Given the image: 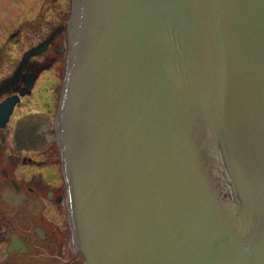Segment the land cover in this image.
Listing matches in <instances>:
<instances>
[{
  "label": "water",
  "instance_id": "95a60500",
  "mask_svg": "<svg viewBox=\"0 0 264 264\" xmlns=\"http://www.w3.org/2000/svg\"><path fill=\"white\" fill-rule=\"evenodd\" d=\"M67 38L14 142L57 134L84 264H264V0H71Z\"/></svg>",
  "mask_w": 264,
  "mask_h": 264
},
{
  "label": "flooded vegetation",
  "instance_id": "af4514ba",
  "mask_svg": "<svg viewBox=\"0 0 264 264\" xmlns=\"http://www.w3.org/2000/svg\"><path fill=\"white\" fill-rule=\"evenodd\" d=\"M67 2L68 15L62 44L56 42L57 34L53 38L48 36L50 30L40 33L38 36L46 39L45 44L34 50L37 55L32 56V50L25 52L21 61H17L7 47L0 44V68L6 61L11 64L19 62L9 81L13 91L0 98V103L8 96L19 95L28 76L32 81L31 89L20 95L8 122L0 127V264H84L82 254L72 244L68 191L56 133L46 146L39 149H19L14 142L17 120L27 114H47L55 128L68 54L66 27L71 0ZM15 36H20V41L26 39L30 45L33 43L28 30L18 28L9 35L10 38ZM45 67L57 69L49 71L53 76L38 89L34 98L36 107H32L31 94ZM29 68V72L41 70L35 76L34 73H26Z\"/></svg>",
  "mask_w": 264,
  "mask_h": 264
},
{
  "label": "rangeland",
  "instance_id": "374dc122",
  "mask_svg": "<svg viewBox=\"0 0 264 264\" xmlns=\"http://www.w3.org/2000/svg\"><path fill=\"white\" fill-rule=\"evenodd\" d=\"M67 9V0H0V44H4L7 47V51L10 52L17 61H21L24 53L31 50L33 52L32 56L37 55V53H34V50L42 48L46 40L40 39V36H38L40 33H45L50 30L48 36L53 38L55 34H57L58 36H56V38H58V40L56 42L62 44L64 41V25L68 15ZM18 28L23 31H29L33 42L32 45H30L29 41L24 38L20 41V36H15L14 38L9 37V35L11 36V34H13ZM50 47L51 46H49L48 50H50ZM18 67L19 62L11 64L6 61L1 64V99L5 98L13 91V86L9 85V81L14 76ZM54 69L56 70L57 67H49V70L48 67H45V70L42 71L39 80L36 83V87L31 94V97L33 98L31 103L32 107H36L34 98L38 93V89L43 86L45 80H48L53 76L49 71L53 70L54 72ZM40 70L41 68L29 72V68L26 70V73L32 75L34 73L36 76Z\"/></svg>",
  "mask_w": 264,
  "mask_h": 264
},
{
  "label": "bare ground",
  "instance_id": "6f19581e",
  "mask_svg": "<svg viewBox=\"0 0 264 264\" xmlns=\"http://www.w3.org/2000/svg\"><path fill=\"white\" fill-rule=\"evenodd\" d=\"M20 94V93H19Z\"/></svg>",
  "mask_w": 264,
  "mask_h": 264
}]
</instances>
